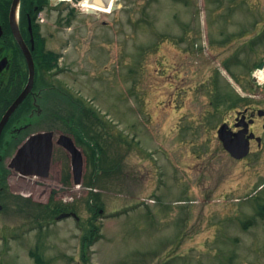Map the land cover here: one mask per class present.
Instances as JSON below:
<instances>
[{"label":"rangeland","instance_id":"obj_1","mask_svg":"<svg viewBox=\"0 0 264 264\" xmlns=\"http://www.w3.org/2000/svg\"><path fill=\"white\" fill-rule=\"evenodd\" d=\"M109 1V13L79 6L49 19L61 26L54 42L86 51L85 75L67 84L106 122L101 169L91 187L87 168L81 184L68 181L74 191L58 184L51 193L53 177L34 178L40 161L26 164L23 151L33 196L79 219L17 210L0 221V264H37L33 251L43 264H264V117L253 126L262 144L252 142L246 159L231 158L217 135L236 109L264 110V42L254 43L264 38V0ZM216 84L244 101L217 106ZM92 223L99 237L84 261Z\"/></svg>","mask_w":264,"mask_h":264},{"label":"flooded vegetation","instance_id":"obj_2","mask_svg":"<svg viewBox=\"0 0 264 264\" xmlns=\"http://www.w3.org/2000/svg\"><path fill=\"white\" fill-rule=\"evenodd\" d=\"M76 5L77 0H0V221L11 220L17 210L43 211L50 203L51 196L41 203L31 188L34 178L44 179V175L33 178L22 170L20 157L32 140L43 137L46 144L37 147L39 160L26 153L24 162L40 161L36 172L44 169L55 181L48 186L53 188L51 193L64 185L65 193L74 191L63 182V178L75 177L73 157L77 155L73 148L83 161V175L87 168L94 174L91 163L97 130L105 134L107 127L96 116L94 100L81 98L82 93L67 84L68 79L76 82L85 75L79 64L86 51L82 43L54 42L61 26L49 20L63 18L65 10L73 16ZM71 54L77 55L76 61L70 60ZM10 109L14 110L4 120ZM253 109L249 103L243 110L236 109L235 122L239 117H245L244 122L254 119L250 132H254L256 121ZM232 126L239 130L235 123Z\"/></svg>","mask_w":264,"mask_h":264},{"label":"trees","instance_id":"obj_3","mask_svg":"<svg viewBox=\"0 0 264 264\" xmlns=\"http://www.w3.org/2000/svg\"><path fill=\"white\" fill-rule=\"evenodd\" d=\"M264 42V38L259 37L258 39L255 40L254 43H262ZM241 60L237 59V63L240 62ZM229 62V61H227ZM225 62V67L226 69H228L229 71H231L230 67L231 65L229 63ZM259 64H256V66H259ZM232 72V71H231ZM221 87L216 84V104L217 106H230V108H235L239 103H241L242 101H244V99L235 94L234 92L232 93H227L224 92V94L221 93ZM103 152L102 147L99 145L98 142V138L96 139V144H95V157L94 160L92 161V166L94 167V174H96L98 171H100V166H99V161L100 160V156L99 154H101ZM93 174V175H94ZM93 175H91V177L88 179L87 181V185L89 187H91L93 185ZM93 196V195H91ZM90 210L93 213L94 217H98L100 215V211L103 210L102 206L100 205H96L93 203L90 205ZM69 211L68 206H65V204H61V203H55L53 201V199H51L50 203L46 205L45 209L42 211L41 209H38V212L35 213V215L33 216L36 219H44V220H52L54 219L56 216H58L61 213H65ZM40 227H42V224H39ZM99 232H100V227L97 226L96 224L92 223L91 224V228L87 231V233L83 236L82 238V258L84 261H86V251L97 241V238L99 237ZM31 255H33V257H35L37 264H43L44 261L43 259L38 256L37 253H35L34 251L31 252Z\"/></svg>","mask_w":264,"mask_h":264},{"label":"water","instance_id":"obj_4","mask_svg":"<svg viewBox=\"0 0 264 264\" xmlns=\"http://www.w3.org/2000/svg\"><path fill=\"white\" fill-rule=\"evenodd\" d=\"M264 66V65H262ZM14 109H10L6 117L13 112ZM259 116H264V111L259 110L258 111ZM3 120V121H4ZM253 123V120L250 122H244L242 120L241 122H238L236 124V127L241 128L238 132H233L228 124H223L219 130H218V137L220 141L223 144L224 149L229 153V155L234 158L235 160H242L246 158L250 154V148H251V139L255 138L254 133H249V124ZM257 143L260 145L261 144V138L258 137L256 138ZM73 154H76L77 156L80 155L78 154L79 152L75 150L74 148L71 149ZM77 156L74 155L75 158ZM82 159L79 160V162L74 161V173H75V178L76 183L79 184L82 178ZM68 214H63L59 218H64L67 217ZM75 216V214H73Z\"/></svg>","mask_w":264,"mask_h":264},{"label":"bare ground","instance_id":"obj_5","mask_svg":"<svg viewBox=\"0 0 264 264\" xmlns=\"http://www.w3.org/2000/svg\"><path fill=\"white\" fill-rule=\"evenodd\" d=\"M103 2H104V0H87V1H85L83 4H82V7L85 9V10H90V11H96V10H98V11H102V12H105V13H109L111 10H110V8L109 7H105V6H103ZM243 112H240L239 114H242ZM244 116V115H243ZM245 119V117H239V118H237V120H236V122H235V124H237L238 122H241L242 120H244ZM44 144H46V139H43V137H41V138H39V139H35V140H32L30 143H28L27 145H26V147H25V149H24V151H25V153H28V155L30 156V158L31 157H33V158H35V159H37V160H39V154L38 153H36V150H37V147H39V146H42V145H44ZM35 154L37 155V156H39V157H36L35 156ZM74 161L75 162H77V161H79V159L78 158H75V157H73V164H74ZM31 163H32V161H30ZM35 162H36V160H35ZM47 165V164H46ZM82 166H83V161H82ZM33 169H31V171H32ZM45 172V170L43 169L42 171H37L36 173H35V175H38V174H40V176L42 175H46V172ZM24 174H26V175H28L29 173L28 172H24ZM76 179L77 178H75V177H73V184L74 185H79V184H81L82 183V181H83V178H81V181H80V183L79 184H77L76 183ZM68 181H69V183H70V185H71V179L69 180V179H67V182H66V185H68Z\"/></svg>","mask_w":264,"mask_h":264}]
</instances>
